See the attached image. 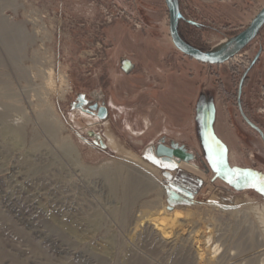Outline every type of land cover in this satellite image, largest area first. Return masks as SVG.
I'll use <instances>...</instances> for the list:
<instances>
[{
	"label": "rangeland",
	"instance_id": "rangeland-1",
	"mask_svg": "<svg viewBox=\"0 0 264 264\" xmlns=\"http://www.w3.org/2000/svg\"><path fill=\"white\" fill-rule=\"evenodd\" d=\"M178 2L181 35L211 53L264 6ZM238 59L210 66L180 53L164 0H0V264H264V142L237 111L248 63ZM259 84L242 104L264 134ZM77 95L107 117L78 112ZM207 111L232 178L216 177ZM158 145L194 159L166 163ZM181 172L203 186L179 191Z\"/></svg>",
	"mask_w": 264,
	"mask_h": 264
},
{
	"label": "water",
	"instance_id": "water-1",
	"mask_svg": "<svg viewBox=\"0 0 264 264\" xmlns=\"http://www.w3.org/2000/svg\"><path fill=\"white\" fill-rule=\"evenodd\" d=\"M167 11H168V30L169 36L173 46L184 56L206 65H222L244 50L259 34V32L264 27V6L259 10V12L250 21L247 27H245L240 33L233 37L227 45L216 53L211 52H201L191 45L187 44L179 35L177 29L178 21L183 19L180 12L178 0H164ZM258 52L255 56V60L259 56ZM254 60V61H255ZM253 61V63H254ZM121 69L125 74H129L133 70V64L129 60H123L121 62ZM77 103L75 104L76 109L84 110L85 107L88 108L87 113L90 115H95L98 120L102 121L107 117V108L104 106H99L97 103L89 105L87 100L82 95H77ZM85 111V110H84ZM214 115L210 112H206V117L204 119V134L207 143V149L211 154L214 161L215 167L219 170V174L216 173V177L222 179L224 175L227 178L233 177V172L225 163L227 161V151L223 143L215 136L213 132ZM247 123L259 132L254 125L247 121ZM262 136V135H261ZM154 155L166 163L174 162H184L189 163L194 158L192 155L180 149L168 148L162 145H158L154 150ZM221 157L225 164L220 168L216 166L215 160Z\"/></svg>",
	"mask_w": 264,
	"mask_h": 264
},
{
	"label": "flooded vegetation",
	"instance_id": "flooded-vegetation-1",
	"mask_svg": "<svg viewBox=\"0 0 264 264\" xmlns=\"http://www.w3.org/2000/svg\"><path fill=\"white\" fill-rule=\"evenodd\" d=\"M255 56H256V53L253 54L252 58L250 59V62L248 64V66L244 69V71H242V73L239 75V80H238V84H237V88H236V106H237V111L240 115V117L244 120V122L246 124L247 121L250 122L252 125L255 126L256 129H259L248 117V115L246 113H249V110L246 111V109L244 110V106L242 104V100H243V97H244V94H245V88L247 86H251L253 84V82L251 81V79L249 78V73L257 66L261 63V60H262V55H259L258 58L255 60ZM255 60V61H254ZM254 61V63H253ZM258 85V83H257ZM262 85L261 83L259 84V86ZM258 86V87H259ZM258 89V88H257ZM253 92V95L257 93V90ZM255 99V103H256V97L254 98ZM255 111V109H254ZM249 125V124H248ZM250 126V125H249ZM251 127V126H250ZM254 129V128H253ZM255 130V129H254ZM256 131V130H255ZM260 133L262 136H264L263 132L261 131V129H259ZM258 134L259 132L256 131ZM260 135V134H259ZM261 138V136H260ZM226 163V161H225ZM224 161L221 159V157H219L218 159L215 160V164L216 166H218L219 168L225 164ZM225 175V174H224Z\"/></svg>",
	"mask_w": 264,
	"mask_h": 264
},
{
	"label": "crops",
	"instance_id": "crops-1",
	"mask_svg": "<svg viewBox=\"0 0 264 264\" xmlns=\"http://www.w3.org/2000/svg\"><path fill=\"white\" fill-rule=\"evenodd\" d=\"M233 1V0H232ZM251 71L249 73V78L253 82V84L257 81L260 82L264 86V69L261 67H257L256 74H252ZM261 136V135H260ZM261 139L264 142V136H261ZM174 187L179 191L184 192L187 195H191L198 191L204 184V180L201 177L195 176L191 173H179L175 178Z\"/></svg>",
	"mask_w": 264,
	"mask_h": 264
},
{
	"label": "built area",
	"instance_id": "built-area-1",
	"mask_svg": "<svg viewBox=\"0 0 264 264\" xmlns=\"http://www.w3.org/2000/svg\"><path fill=\"white\" fill-rule=\"evenodd\" d=\"M258 52H260L259 55H262V57H263V55H264V44L261 43V45H259V48L256 50V54ZM252 56L249 54V52H246V51L242 50L240 53H238L236 56H234L229 61H233V60L238 61V60H241V59H238V58H243L244 57V58H246L248 60V63L246 64V67H247L249 62H250V59L252 58ZM248 58H250V59H248ZM241 63L242 62L239 61V64H241ZM255 111H256V113H258L259 115H261L264 118V86L263 85H260L258 87V89H257V93H256V109H255Z\"/></svg>",
	"mask_w": 264,
	"mask_h": 264
},
{
	"label": "bare ground",
	"instance_id": "bare-ground-1",
	"mask_svg": "<svg viewBox=\"0 0 264 264\" xmlns=\"http://www.w3.org/2000/svg\"><path fill=\"white\" fill-rule=\"evenodd\" d=\"M227 45V43L226 44H223V46H222V48L220 49V50H222L225 46ZM219 46V45H218ZM49 77H50V75H49ZM84 110H86V109H84ZM84 110H81V109H77V111L78 112H83ZM88 116H90V117H92L93 119H95V121L97 120L96 118V114L95 115H90V114H87ZM97 138H98V140L100 139V137H98V136H96ZM175 213V212H174ZM177 214H179V215H182L183 213L181 212V213H177ZM182 216H184V217H189L190 215H188L186 212H184V214L182 215ZM165 220H166V222H167V225H168V230L169 229H172L173 230V226L176 224L175 222H176V218H175V216L173 215V213H171L170 214V217H167V218H165ZM169 233V232H168ZM172 233V232H171ZM163 235H166V233L164 232L161 236H163ZM168 237V236H167ZM201 237H205V236H200V238ZM205 242H206V244L208 245L209 243H210V237H207L206 238V240H205ZM205 242H204V244H205ZM218 250V248L217 247H214L213 248V250H212V252L213 253H216V251ZM200 253V252H199Z\"/></svg>",
	"mask_w": 264,
	"mask_h": 264
},
{
	"label": "trees",
	"instance_id": "trees-1",
	"mask_svg": "<svg viewBox=\"0 0 264 264\" xmlns=\"http://www.w3.org/2000/svg\"><path fill=\"white\" fill-rule=\"evenodd\" d=\"M182 22H184V18H183L182 20L178 21V23H177V29H178V33H179L180 37H181V38H182L187 44L191 45L192 47L196 48L197 50H199V51H201V52H206V51L203 50L202 48L197 47V46H195V45L189 43V42H188V41H187V40L181 35L180 30H179V27H180V24H181ZM191 25H193V24H191ZM194 26H195V27H198V26H196V25H194Z\"/></svg>",
	"mask_w": 264,
	"mask_h": 264
},
{
	"label": "snow or ice",
	"instance_id": "snow-or-ice-1",
	"mask_svg": "<svg viewBox=\"0 0 264 264\" xmlns=\"http://www.w3.org/2000/svg\"><path fill=\"white\" fill-rule=\"evenodd\" d=\"M257 190L264 194V187L258 188Z\"/></svg>",
	"mask_w": 264,
	"mask_h": 264
}]
</instances>
